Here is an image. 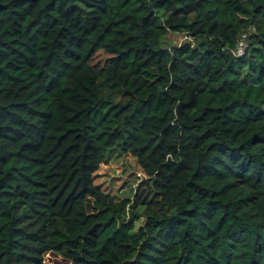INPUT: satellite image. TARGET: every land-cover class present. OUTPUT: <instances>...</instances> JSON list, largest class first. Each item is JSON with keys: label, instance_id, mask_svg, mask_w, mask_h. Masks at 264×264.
I'll return each mask as SVG.
<instances>
[{"label": "trees", "instance_id": "16d2710c", "mask_svg": "<svg viewBox=\"0 0 264 264\" xmlns=\"http://www.w3.org/2000/svg\"><path fill=\"white\" fill-rule=\"evenodd\" d=\"M0 264H264V0H0Z\"/></svg>", "mask_w": 264, "mask_h": 264}, {"label": "rangeland", "instance_id": "374dc122", "mask_svg": "<svg viewBox=\"0 0 264 264\" xmlns=\"http://www.w3.org/2000/svg\"><path fill=\"white\" fill-rule=\"evenodd\" d=\"M167 43L177 44L188 40L186 36H179L171 33L166 39ZM109 55L98 51L93 58V64L104 65ZM147 179L138 165L136 157L132 154H125L121 151L109 152L107 159L102 163L96 173V183L100 184L102 189L116 201H121L126 197L133 198L137 188L142 180ZM143 223L140 219L137 221V228Z\"/></svg>", "mask_w": 264, "mask_h": 264}, {"label": "built area", "instance_id": "2783aa9c", "mask_svg": "<svg viewBox=\"0 0 264 264\" xmlns=\"http://www.w3.org/2000/svg\"><path fill=\"white\" fill-rule=\"evenodd\" d=\"M249 38L248 34L245 33L243 36L239 39L237 48L235 49L234 53L237 57H240L246 53V51L249 48Z\"/></svg>", "mask_w": 264, "mask_h": 264}]
</instances>
